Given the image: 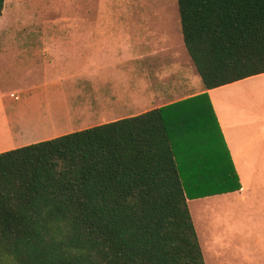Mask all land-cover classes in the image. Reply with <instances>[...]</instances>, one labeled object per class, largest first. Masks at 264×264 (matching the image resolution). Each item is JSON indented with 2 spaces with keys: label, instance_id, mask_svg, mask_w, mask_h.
<instances>
[{
  "label": "trees",
  "instance_id": "obj_1",
  "mask_svg": "<svg viewBox=\"0 0 264 264\" xmlns=\"http://www.w3.org/2000/svg\"><path fill=\"white\" fill-rule=\"evenodd\" d=\"M176 3L205 90L264 73V0ZM210 112L221 159L207 149ZM239 185L205 94L6 150L0 264H205L187 200Z\"/></svg>",
  "mask_w": 264,
  "mask_h": 264
},
{
  "label": "crops",
  "instance_id": "obj_2",
  "mask_svg": "<svg viewBox=\"0 0 264 264\" xmlns=\"http://www.w3.org/2000/svg\"><path fill=\"white\" fill-rule=\"evenodd\" d=\"M172 13L157 31L121 20L100 1L92 23L60 27L68 35L45 41L50 75L0 88V152L205 94L239 192L263 187L264 73L205 90L188 65L163 66L165 51L158 49L183 43L178 9Z\"/></svg>",
  "mask_w": 264,
  "mask_h": 264
},
{
  "label": "rangeland",
  "instance_id": "obj_3",
  "mask_svg": "<svg viewBox=\"0 0 264 264\" xmlns=\"http://www.w3.org/2000/svg\"><path fill=\"white\" fill-rule=\"evenodd\" d=\"M100 1L101 6L111 8L115 15L122 14L118 15L121 20L148 22L157 31L165 30L168 14L177 12L176 0ZM100 1L5 0L0 15V88L14 90L18 85L47 78L51 60L45 41L68 35L59 31L63 25L92 23V11ZM158 50L165 51L163 66L182 69L188 65L190 77L196 75L202 84L183 43ZM205 118L207 137L212 138L206 142L208 153L214 159H221V140L211 112ZM180 123L184 128L191 126V116ZM192 130L194 126L185 129L183 135H189ZM240 187L201 188L199 195L187 200L205 264H264V186L244 194L239 192Z\"/></svg>",
  "mask_w": 264,
  "mask_h": 264
},
{
  "label": "built area",
  "instance_id": "obj_4",
  "mask_svg": "<svg viewBox=\"0 0 264 264\" xmlns=\"http://www.w3.org/2000/svg\"><path fill=\"white\" fill-rule=\"evenodd\" d=\"M15 98H17V96H15Z\"/></svg>",
  "mask_w": 264,
  "mask_h": 264
}]
</instances>
